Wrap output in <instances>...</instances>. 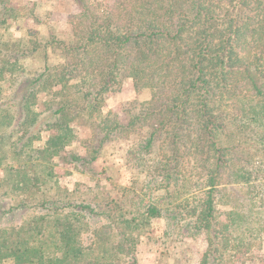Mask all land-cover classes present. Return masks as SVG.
<instances>
[{
    "label": "trees",
    "instance_id": "trees-1",
    "mask_svg": "<svg viewBox=\"0 0 264 264\" xmlns=\"http://www.w3.org/2000/svg\"><path fill=\"white\" fill-rule=\"evenodd\" d=\"M74 2L70 42L36 45L60 62L0 47V264H139L155 222L162 243L204 236L198 264H264V0ZM14 11L0 0V23ZM127 79L149 97L101 112ZM121 140L123 203L91 167ZM58 158L90 166L88 197L60 185Z\"/></svg>",
    "mask_w": 264,
    "mask_h": 264
},
{
    "label": "rangeland",
    "instance_id": "rangeland-1",
    "mask_svg": "<svg viewBox=\"0 0 264 264\" xmlns=\"http://www.w3.org/2000/svg\"><path fill=\"white\" fill-rule=\"evenodd\" d=\"M10 5L15 8L14 13H7L6 20L0 23V34L2 41L0 47H8L9 54L6 60L17 59L28 68L40 69L46 63L52 65L62 60L60 54L47 49H36L37 44H41L51 38L70 42L72 14L78 12V6L74 0H9ZM3 33V34H2ZM26 43L28 51L23 52L22 44ZM45 53V57L43 56ZM1 58V56H0ZM99 73L93 69L89 71V78L97 81ZM149 97V91L142 89L136 91L132 81L125 80L117 91L107 94L100 101V111L104 114L113 112L120 115L122 108L130 101H143ZM37 110L42 109L38 104ZM86 119L80 118L75 124L78 139L86 137ZM129 141H115L107 143L99 152L97 160L91 164L95 173L100 177L99 184L105 187L114 200L123 203L128 198L127 187L130 184V174L124 165V150L128 147ZM81 148L80 139L72 144V147L64 151L79 150ZM63 152V153H64ZM84 155L82 151H79ZM63 156V154L61 155ZM55 171L59 183L73 193L76 199H85L87 193L95 184V180L90 179V166L77 167L66 163L62 158L55 160ZM87 195V196H86ZM160 223H153L149 231L142 235V241L138 248L139 264H198L204 252L206 242L204 236L195 240L175 243H162L160 240ZM255 247L252 249V251ZM255 249V255L264 256V243L261 249ZM251 251V252H252Z\"/></svg>",
    "mask_w": 264,
    "mask_h": 264
}]
</instances>
